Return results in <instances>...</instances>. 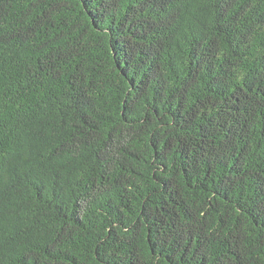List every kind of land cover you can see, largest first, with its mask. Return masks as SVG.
I'll use <instances>...</instances> for the list:
<instances>
[{
	"label": "trees",
	"instance_id": "16d2710c",
	"mask_svg": "<svg viewBox=\"0 0 264 264\" xmlns=\"http://www.w3.org/2000/svg\"><path fill=\"white\" fill-rule=\"evenodd\" d=\"M0 264H264V0H0Z\"/></svg>",
	"mask_w": 264,
	"mask_h": 264
}]
</instances>
